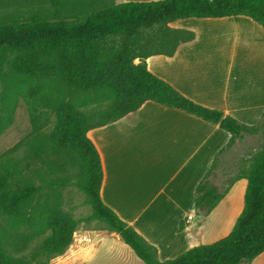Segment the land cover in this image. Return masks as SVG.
<instances>
[{
    "label": "trees",
    "instance_id": "16d2710c",
    "mask_svg": "<svg viewBox=\"0 0 264 264\" xmlns=\"http://www.w3.org/2000/svg\"><path fill=\"white\" fill-rule=\"evenodd\" d=\"M233 16L264 28V0H50L0 7V135L12 124L20 99L32 125L31 134L0 157V218L7 219V225L0 219V264H49L68 250L74 223L63 215L58 192L70 184L144 264H251L264 253V141L231 184L221 189L215 182L223 153L247 135H264V116L248 126L202 106L153 74L146 62L152 56L171 58L180 44L196 38L172 23ZM146 102L219 125L230 135L196 187L201 220L235 182H247L243 209L227 236L201 244L202 228L183 221L180 231H188L190 247L165 261L102 200V160L88 136ZM67 164L79 170L73 181L58 175Z\"/></svg>",
    "mask_w": 264,
    "mask_h": 264
},
{
    "label": "crops",
    "instance_id": "0c3cea01",
    "mask_svg": "<svg viewBox=\"0 0 264 264\" xmlns=\"http://www.w3.org/2000/svg\"><path fill=\"white\" fill-rule=\"evenodd\" d=\"M150 1L158 0H116ZM187 20H195L197 27H175ZM170 26L192 31L196 38L180 44L171 58H148V69L202 106L248 126L260 124L264 116V28L244 16L191 18ZM88 136L102 160V200L158 248L160 260L174 259L190 247L188 231H180L183 221L202 228L199 242L204 244L205 222L230 191L201 220L196 187L229 142L227 132L183 111L146 102L138 111ZM105 238L122 241L114 232L105 237L95 233L90 246L96 247ZM251 264H264V253Z\"/></svg>",
    "mask_w": 264,
    "mask_h": 264
},
{
    "label": "rangeland",
    "instance_id": "374dc122",
    "mask_svg": "<svg viewBox=\"0 0 264 264\" xmlns=\"http://www.w3.org/2000/svg\"><path fill=\"white\" fill-rule=\"evenodd\" d=\"M50 0H0L1 8L8 7H29L45 4ZM99 4V3H98ZM195 20H187L175 24V27H197ZM52 118L51 120H53ZM32 132V125L25 106L20 99L15 111L14 119L10 127L0 135V157L13 148L16 144L28 137ZM264 141L263 133L247 135L238 140L235 145L219 159L216 169L215 182L225 189L237 177L245 160L257 154L262 149ZM61 164V163H60ZM79 170L71 164L63 168L61 177L73 181L76 179ZM245 181L236 182L225 202L209 216L205 222V231L202 236V243L211 244L221 240L233 228L244 204ZM61 199V211L74 223L73 241L68 250L50 261L49 264H144L131 248L123 241L116 242L105 238V240L91 247V243H85L83 238L93 237L95 233H102L107 236L111 234L107 225L93 214L92 207L86 194L74 184L59 190ZM7 225L5 217L0 218ZM196 222V221H194ZM38 241H32L37 246Z\"/></svg>",
    "mask_w": 264,
    "mask_h": 264
},
{
    "label": "built area",
    "instance_id": "2783aa9c",
    "mask_svg": "<svg viewBox=\"0 0 264 264\" xmlns=\"http://www.w3.org/2000/svg\"><path fill=\"white\" fill-rule=\"evenodd\" d=\"M82 241L85 243H91V239L89 238H83Z\"/></svg>",
    "mask_w": 264,
    "mask_h": 264
}]
</instances>
